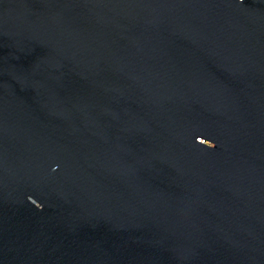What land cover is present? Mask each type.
<instances>
[{
  "label": "water",
  "instance_id": "1",
  "mask_svg": "<svg viewBox=\"0 0 264 264\" xmlns=\"http://www.w3.org/2000/svg\"><path fill=\"white\" fill-rule=\"evenodd\" d=\"M0 264H264V0H0Z\"/></svg>",
  "mask_w": 264,
  "mask_h": 264
},
{
  "label": "clouds",
  "instance_id": "2",
  "mask_svg": "<svg viewBox=\"0 0 264 264\" xmlns=\"http://www.w3.org/2000/svg\"><path fill=\"white\" fill-rule=\"evenodd\" d=\"M199 143H200V144L207 145V146L210 147V148L215 147V145H214L212 142H210V141L201 140Z\"/></svg>",
  "mask_w": 264,
  "mask_h": 264
}]
</instances>
